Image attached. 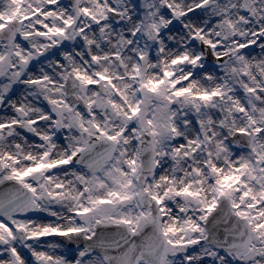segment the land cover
<instances>
[{
  "label": "snow or ice",
  "instance_id": "obj_1",
  "mask_svg": "<svg viewBox=\"0 0 264 264\" xmlns=\"http://www.w3.org/2000/svg\"><path fill=\"white\" fill-rule=\"evenodd\" d=\"M0 264H264V0H0Z\"/></svg>",
  "mask_w": 264,
  "mask_h": 264
}]
</instances>
